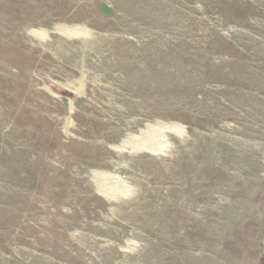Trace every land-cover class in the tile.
Returning a JSON list of instances; mask_svg holds the SVG:
<instances>
[{
    "label": "rangeland",
    "instance_id": "rangeland-1",
    "mask_svg": "<svg viewBox=\"0 0 264 264\" xmlns=\"http://www.w3.org/2000/svg\"><path fill=\"white\" fill-rule=\"evenodd\" d=\"M0 264H264V0H0Z\"/></svg>",
    "mask_w": 264,
    "mask_h": 264
},
{
    "label": "bare ground",
    "instance_id": "bare-ground-1",
    "mask_svg": "<svg viewBox=\"0 0 264 264\" xmlns=\"http://www.w3.org/2000/svg\"><path fill=\"white\" fill-rule=\"evenodd\" d=\"M83 30H86V29L85 28H72L71 29V28H64V27L61 28V31L67 34L79 33ZM35 34L38 36L40 35V32H35ZM169 133L180 136L185 133V128L182 124H178V123L176 124L165 123L162 125L148 126L147 128L143 129L140 134H136L135 136L131 137L130 139L125 141L122 146H119L118 148L121 150L123 148H128L130 146H133V147H136L135 149L137 148L145 149L150 152H153L154 154L161 153V152H164L167 149V147H169L170 145V141L168 138ZM101 176H106L107 178L113 181L115 180V182L117 183V186L119 187L115 189H111V188L103 189L104 195L109 200H115L120 195H123L128 191L127 189L128 185L126 186L125 182L120 176L113 175V174H107V173L106 174L101 173Z\"/></svg>",
    "mask_w": 264,
    "mask_h": 264
}]
</instances>
